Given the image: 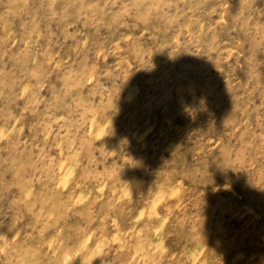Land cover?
Masks as SVG:
<instances>
[{"label": "rangeland", "instance_id": "rangeland-1", "mask_svg": "<svg viewBox=\"0 0 264 264\" xmlns=\"http://www.w3.org/2000/svg\"><path fill=\"white\" fill-rule=\"evenodd\" d=\"M0 264H264V0H0Z\"/></svg>", "mask_w": 264, "mask_h": 264}]
</instances>
